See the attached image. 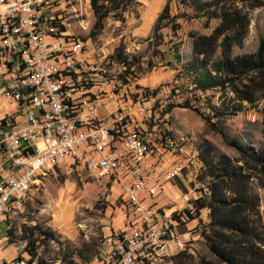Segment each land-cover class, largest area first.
I'll use <instances>...</instances> for the list:
<instances>
[{"label":"built area","instance_id":"built-area-1","mask_svg":"<svg viewBox=\"0 0 264 264\" xmlns=\"http://www.w3.org/2000/svg\"><path fill=\"white\" fill-rule=\"evenodd\" d=\"M73 5L0 0L4 92L28 108L23 116L0 117V227L21 210L34 179L68 159L70 169L104 176L120 189L124 228L97 264H160L171 242L183 251L185 241L176 237L180 219L166 215L156 197L182 177L187 161L178 160L170 113L162 114L164 93L91 61L84 42L66 29ZM183 200L192 210L188 194ZM2 243L0 264H29L23 254L4 256Z\"/></svg>","mask_w":264,"mask_h":264},{"label":"rangeland","instance_id":"rangeland-1","mask_svg":"<svg viewBox=\"0 0 264 264\" xmlns=\"http://www.w3.org/2000/svg\"><path fill=\"white\" fill-rule=\"evenodd\" d=\"M154 1V6L159 4L156 8L152 7ZM166 2L135 0L124 13L121 14L119 10L111 12L104 19L102 29L94 33L96 19L90 0H74L73 8L68 7L74 13L66 16V23L69 24L66 29L84 42L85 52L91 61L101 63L112 74L129 77L127 67L117 62L115 56L122 49V54L133 63L129 71L136 83L141 87L159 89L164 93V105L167 107L172 102L182 103L189 95L185 79L175 81L176 69L192 56L189 32L209 34L217 22L211 21L206 27L204 19H188L194 14L192 9L181 4L180 0H171L170 15L179 17L177 22L180 26L177 31L170 27L161 29L158 32L161 44L156 46L152 28ZM249 18L248 33L242 46L233 48L234 54L254 52L264 38V6L250 11ZM173 50L178 52L180 61L175 59ZM2 79L0 76V88ZM175 87L178 90L173 95L172 89ZM219 96L220 92L217 91L205 94L213 107H219ZM198 105H204L203 98ZM263 106L264 101L256 107L246 105L237 114L220 119L218 125L225 138L206 129L204 121L191 109L176 107L170 111L167 127L181 149L177 151L178 160L187 162L182 177L167 183L156 200L166 215L180 219L175 226L176 237L185 241L183 249L189 253H204L200 231L208 221L205 209L195 216L193 207L188 215L185 212L187 203L183 200L184 194H188L192 201L200 197V189L204 187L197 178L202 167L200 144L206 140L217 153L231 158L237 157L229 144L232 139L258 149L264 132ZM12 109L0 96V114ZM26 110L27 107L24 112ZM205 111L209 112L208 109ZM67 165L68 159L36 177L21 210L1 225L0 238L3 239L5 253L11 254L15 248L18 249L17 255L23 254L30 259L26 250L31 251L34 263L42 259L46 264H97L102 252L110 248L112 234L121 231L126 221L124 207H120L119 187L104 176H90ZM260 213L264 226V197L261 198ZM6 229L11 235L6 234ZM171 248L169 256L160 264H172L170 257L180 251L176 250L175 242H171Z\"/></svg>","mask_w":264,"mask_h":264},{"label":"trees","instance_id":"trees-1","mask_svg":"<svg viewBox=\"0 0 264 264\" xmlns=\"http://www.w3.org/2000/svg\"><path fill=\"white\" fill-rule=\"evenodd\" d=\"M134 2L90 0L96 19L93 32L102 29L104 19L111 12L119 10L122 14ZM170 2L167 0L152 28L156 46L161 44L158 41L161 29L170 27L177 31L180 26L177 22L179 17L170 15ZM180 2L194 12L188 19H204L206 27L211 21L217 24L209 34L189 32L192 56L176 69L175 75V81L185 79L189 95L182 103L167 104L162 114L170 113L176 107L191 109L201 117L206 129L225 138L218 125L220 119L237 114L246 105L256 107L264 101V38L254 52L233 53V48L242 46L248 33L250 11L264 6V0ZM173 53L179 60L178 52L173 50ZM115 56L130 74L133 63L122 54V49ZM176 90L177 87L172 89L173 95ZM209 91L220 92L219 107L209 105L205 97ZM202 98L204 105L201 106L198 103ZM206 108L208 113H205ZM229 144L237 153L236 158L217 153L206 140L199 146L202 167L197 178L204 187L200 189L201 196L194 198L192 204L195 216H199L203 209L207 212V224L200 231L204 253L194 255L187 250L180 251L170 257L172 264H264V226L260 213V202L264 197V132L256 150L238 139H232ZM185 212L190 215L189 209ZM8 233L11 235L9 230L6 231ZM26 251L30 256L29 264H46L42 259L34 263V255Z\"/></svg>","mask_w":264,"mask_h":264},{"label":"crops","instance_id":"crops-1","mask_svg":"<svg viewBox=\"0 0 264 264\" xmlns=\"http://www.w3.org/2000/svg\"><path fill=\"white\" fill-rule=\"evenodd\" d=\"M154 4H155V1L153 2V5H152V7H155L156 8V6L158 5L159 6V4H157V5H155L154 6ZM153 10V9H152ZM0 76L3 78L2 79V83H1V88H0V96L3 98V100L5 101V102H7L8 103V105L9 106H12L13 107V109L11 110V111H9V112H5L4 114H0V117L1 118H4V117H19V116H23L24 114H25V112H24V108L26 107V106H22V107H18V106H16L14 103H12L11 102V100L6 96V94H5V92H4V87H5V85H6V82H7V76L6 75H4V68L3 67H1L0 66ZM27 110H28V108H27ZM26 110V111H27ZM196 196V193L194 192V195H193V197H195ZM121 207V206H120ZM122 210V209H121ZM207 222V221H206ZM0 239H2V238H0ZM3 240V239H2ZM7 241V240H6ZM108 245H110V242H108ZM107 245V246H108ZM12 246V245H11ZM109 247V246H108ZM11 253V252H10ZM18 254V249H15V248H13V252L11 253V254H8V253H5L4 252V248H3V255L4 256H6V257H8V258H13V257H15L16 255ZM99 259H100V257L97 259V262L99 261Z\"/></svg>","mask_w":264,"mask_h":264}]
</instances>
